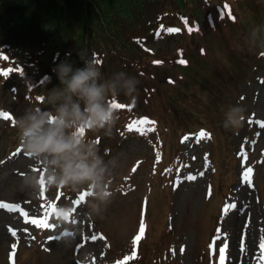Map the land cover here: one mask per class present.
Masks as SVG:
<instances>
[{"label":"rangeland","instance_id":"obj_1","mask_svg":"<svg viewBox=\"0 0 264 264\" xmlns=\"http://www.w3.org/2000/svg\"><path fill=\"white\" fill-rule=\"evenodd\" d=\"M218 1L220 0L214 3ZM233 1L235 0L231 2ZM252 1L259 6L257 12H251L246 0H237L235 5L239 13L238 22L234 24L223 20L216 29L209 32L208 54L201 55L194 51L193 55L189 44L183 42L184 59L191 63L192 80L201 78L211 90L203 92L195 85L194 90L186 97L179 88L170 89L165 84L161 91L153 89L151 100L155 108L170 111L184 123L201 115L205 103L215 112L220 111L216 99L210 96L212 94H222L228 90L239 98L241 96L243 100L240 99V103L247 106L248 117L233 135L234 164L231 166H228L231 164L229 152H222L223 157L219 156L218 161L213 164L212 144L199 131L188 135L186 141L182 138L180 162L176 153H172L176 150L174 139L167 138L165 134L156 137L153 142L147 138H129L114 151L115 155L119 154L120 160L113 173L116 180L111 185L114 190L111 202L106 208H101V214H89L88 202L84 196L74 194L67 198L61 195L58 201L53 202V188L49 189L45 185L34 190L24 183L29 173L40 171V165L24 150L18 127L10 128L7 124L10 117L0 115V161L3 159L0 162V202L21 206L19 209L0 206V264H15L17 257L19 264H85L82 259L85 251L93 252L88 264H115V257L121 261L123 252L130 256L136 254L141 228L143 231L156 228L152 232V242L156 247L162 244L168 248V224L173 229L171 235L174 236L172 254L178 259L172 264H212L211 249L217 243L227 245L224 249L227 263L224 264H264V251L261 250V242L264 241V124L260 123L264 121V60H251L239 51L238 44L241 42L246 43L244 50L248 54L253 51L254 41L248 33L243 34V39L237 38L238 32L243 31L242 27L251 17H255L256 21H264V0ZM220 9L224 13L225 6L222 5ZM228 34L229 38L222 40L223 35ZM76 42L83 44L84 40L80 37ZM173 46L174 43L160 42L156 48L168 51ZM260 46L264 50L263 41ZM253 65H256L255 70H246L249 77L239 81L238 88L225 83L230 71L236 69L239 73ZM203 66L206 76L196 68ZM5 67H2V73ZM29 68L33 72L34 65ZM181 69L172 61L162 68L171 73ZM4 78L1 74L0 109L4 107L11 111L15 107L17 92L10 90L11 79L1 82ZM25 92L23 100H28L29 92L27 89ZM30 104L24 106L21 114ZM243 149L249 150L253 157L249 158L244 154V159L238 160L235 152ZM164 155V160H160ZM225 158L227 163L224 164L223 172H227L226 177L230 180L225 184L229 194L224 203L221 230L218 228L214 233L213 227L209 226V218L225 196L219 190V180L225 175L219 174L218 177L220 162ZM134 160L139 162V166ZM176 165L171 190L170 170ZM248 167L253 169L250 180L244 176ZM212 171L216 173L212 174ZM122 176L127 179L125 185L117 186L116 182ZM122 182L123 180L120 184ZM117 191H120V195ZM211 193L209 200H206ZM77 200L81 203L77 204ZM53 203L72 205L74 226L78 228V233L68 242L54 220L51 207ZM232 204L236 207L232 208ZM25 210L31 216L47 218L55 227L47 228L29 221L24 215ZM204 218L205 241L200 244ZM12 229L16 230L15 235ZM160 229L163 230L158 235ZM101 230L109 244L102 237ZM93 237L96 242L90 244L94 242L91 240ZM219 244L217 247L220 248ZM145 248L143 244L142 252L151 261L150 253ZM165 254L166 249L163 248L160 254L162 264H167ZM155 262L152 261L157 264Z\"/></svg>","mask_w":264,"mask_h":264},{"label":"trees","instance_id":"obj_2","mask_svg":"<svg viewBox=\"0 0 264 264\" xmlns=\"http://www.w3.org/2000/svg\"><path fill=\"white\" fill-rule=\"evenodd\" d=\"M215 1L0 0V62L7 65L3 82L11 79L10 90L17 92L15 107L11 112L13 118L21 114L27 103L43 104L44 101L39 97L44 96L47 88L60 83L53 71L54 65L63 59L82 65V53L84 58L94 59L105 76L124 70L137 76L140 81L134 103L123 93L116 98L131 106L116 108L119 118L111 135H104L103 130L85 131L88 136L101 137V153L104 154L105 149L109 150L106 159L114 155L125 138L132 133L138 134L144 123L142 116L155 119L161 127L165 126L171 132H185L206 126L217 129V122L224 120L226 103L232 99L228 90L210 95L218 97L219 112L205 103L201 115L184 123L170 111L160 110L151 104L153 89L161 91L165 84L170 89L181 86L180 92L186 97L195 85L203 92L211 90L201 78L192 80V70L187 66L172 73L162 68L173 60L182 62L185 56L183 42L189 44L193 55L194 51L201 55L208 54V34L223 22L222 5L225 6L226 16L237 14L239 17L235 5L237 0H228L229 4L227 0ZM246 1L253 10L256 8L254 5H258L255 1ZM228 17L224 21L231 23ZM170 28L178 31H168ZM244 33H248L246 29L239 31L237 38L243 39ZM80 37L84 40L83 44L76 42ZM227 38L229 34L223 35L222 40ZM160 42L174 43V53L156 48ZM245 46L243 42L238 44L239 51H245ZM69 52L70 56L67 55ZM174 64L178 67V64ZM33 65L32 72L29 66ZM20 68H23L25 75ZM196 68L206 76L204 66ZM236 74V69L230 71L225 83L233 84ZM49 76L50 81L47 79ZM26 89L29 92L28 100H23ZM109 99L111 102L113 98ZM60 189L65 190L66 187ZM67 189L74 192L71 188ZM78 191L90 194L86 187Z\"/></svg>","mask_w":264,"mask_h":264},{"label":"clouds","instance_id":"obj_3","mask_svg":"<svg viewBox=\"0 0 264 264\" xmlns=\"http://www.w3.org/2000/svg\"><path fill=\"white\" fill-rule=\"evenodd\" d=\"M258 29L259 25L253 32ZM81 58L82 65L68 59L54 65L53 71L60 83L47 88L43 104L26 107L15 124L24 150L40 165V171L29 173L24 183L34 190L45 185L49 189L68 187L74 191L86 187L91 196L89 214H101V208H106L114 195L111 185L120 156L111 155L106 159L109 150L101 153V137L88 136L85 130H103L104 135H111L119 117L109 98L123 93L134 103L140 81L124 70L105 76L94 59L84 58L82 53ZM47 79L50 81L51 76ZM204 99H207L206 94ZM245 117V105L231 104L224 113L223 126L239 128ZM52 214L66 242L74 239L78 228L74 226L72 205L57 203ZM92 255V251H85L82 256L85 264Z\"/></svg>","mask_w":264,"mask_h":264},{"label":"snow or ice","instance_id":"obj_4","mask_svg":"<svg viewBox=\"0 0 264 264\" xmlns=\"http://www.w3.org/2000/svg\"><path fill=\"white\" fill-rule=\"evenodd\" d=\"M232 19L235 20L236 17L235 16H232ZM173 30L178 31V29H171V28L168 29V31H173ZM149 51H151V49H149ZM161 62L162 61H155V63H161ZM182 62L185 63V64L188 63L187 60H183ZM39 99L43 100V97H39ZM111 103L113 104V106L115 108H124V107H130L131 106V105H126L124 103L119 102L116 98H113L112 101H111ZM0 115L10 116L11 113L4 112V113H0ZM148 119L149 118L145 116L143 118V122L148 121ZM13 123H15V120H13ZM260 123L264 124V121H260ZM202 135H205V133H202ZM206 135L210 136L211 133L210 132L209 133H206ZM28 155L30 156V154H28ZM252 172H253V169L251 167H248L246 169V171L244 172L245 179L250 180L251 179ZM76 203L79 204V203H81V201L80 200H77ZM0 206L8 207V208H16V209H19L21 207L18 204L13 205V204H9V203H6V202H0ZM51 207L54 208L55 207V203H53ZM231 207L232 208H235L236 205L235 204H232ZM24 215L28 218L29 221L34 222L36 224H39L41 226H44V227H47V228H54L55 227V225L52 224V223H50L47 220V218H40L38 216H31V215L28 214V212L26 210L24 211ZM12 231H13V234L15 235L16 230L15 229H12ZM141 232H143V228H141ZM93 239H95V237H93ZM226 248H227V245H224L223 248H221L220 264H224V260H225V252H224V249H226ZM261 250L264 251V241L261 242ZM262 259H264V258H262Z\"/></svg>","mask_w":264,"mask_h":264}]
</instances>
